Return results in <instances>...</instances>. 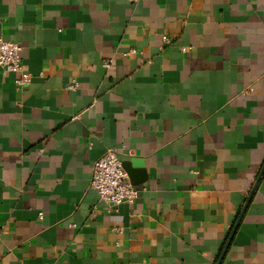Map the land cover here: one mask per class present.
Masks as SVG:
<instances>
[{"label": "crops", "instance_id": "crops-1", "mask_svg": "<svg viewBox=\"0 0 264 264\" xmlns=\"http://www.w3.org/2000/svg\"><path fill=\"white\" fill-rule=\"evenodd\" d=\"M0 37V264H264V0H0Z\"/></svg>", "mask_w": 264, "mask_h": 264}, {"label": "built area", "instance_id": "built-area-1", "mask_svg": "<svg viewBox=\"0 0 264 264\" xmlns=\"http://www.w3.org/2000/svg\"><path fill=\"white\" fill-rule=\"evenodd\" d=\"M168 43V40L165 38ZM23 48L20 44L0 37V67L5 74H15L17 87L23 88L32 83L33 76L23 65ZM186 52L185 49H183ZM71 88H75L72 86ZM44 150H40L42 154ZM91 187L99 198L108 205L134 204L140 196V189L134 186L123 163L115 150H108L99 158L93 168Z\"/></svg>", "mask_w": 264, "mask_h": 264}, {"label": "water", "instance_id": "water-1", "mask_svg": "<svg viewBox=\"0 0 264 264\" xmlns=\"http://www.w3.org/2000/svg\"><path fill=\"white\" fill-rule=\"evenodd\" d=\"M123 167H124V169H125V171L126 172H128L129 171V168L126 166V165H123ZM131 183L133 184V182L131 181Z\"/></svg>", "mask_w": 264, "mask_h": 264}]
</instances>
